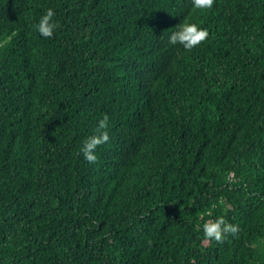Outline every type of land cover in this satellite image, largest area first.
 <instances>
[{
    "label": "trees",
    "instance_id": "trees-1",
    "mask_svg": "<svg viewBox=\"0 0 264 264\" xmlns=\"http://www.w3.org/2000/svg\"><path fill=\"white\" fill-rule=\"evenodd\" d=\"M0 264H264V0H0Z\"/></svg>",
    "mask_w": 264,
    "mask_h": 264
},
{
    "label": "clouds",
    "instance_id": "clouds-1",
    "mask_svg": "<svg viewBox=\"0 0 264 264\" xmlns=\"http://www.w3.org/2000/svg\"><path fill=\"white\" fill-rule=\"evenodd\" d=\"M192 5L194 9H211L214 5V0H192ZM54 15L55 13L51 8L47 9L36 25L37 31L44 38H51L54 30L58 27L53 20ZM208 35L207 29L199 27L196 23L190 22L185 18L176 25V30L169 35L168 43L171 45H182L185 50L190 51L204 42ZM108 121V115L103 114L97 123L94 133L83 142L80 152L88 163L97 162L96 149L109 141ZM237 233L238 225L229 223L223 215L203 223L204 238L208 241L214 240L217 243H223L228 235L234 236Z\"/></svg>",
    "mask_w": 264,
    "mask_h": 264
},
{
    "label": "bare ground",
    "instance_id": "bare-ground-1",
    "mask_svg": "<svg viewBox=\"0 0 264 264\" xmlns=\"http://www.w3.org/2000/svg\"><path fill=\"white\" fill-rule=\"evenodd\" d=\"M22 167V166H21ZM23 168V167H22Z\"/></svg>",
    "mask_w": 264,
    "mask_h": 264
}]
</instances>
